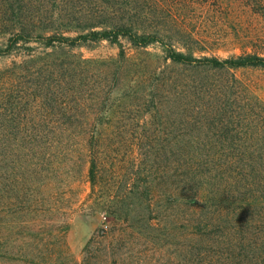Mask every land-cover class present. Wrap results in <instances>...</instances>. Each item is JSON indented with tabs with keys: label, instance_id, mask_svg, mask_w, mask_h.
<instances>
[{
	"label": "rangeland",
	"instance_id": "374dc122",
	"mask_svg": "<svg viewBox=\"0 0 264 264\" xmlns=\"http://www.w3.org/2000/svg\"><path fill=\"white\" fill-rule=\"evenodd\" d=\"M169 49L264 54V0H0V264H264V70Z\"/></svg>",
	"mask_w": 264,
	"mask_h": 264
},
{
	"label": "trees",
	"instance_id": "16d2710c",
	"mask_svg": "<svg viewBox=\"0 0 264 264\" xmlns=\"http://www.w3.org/2000/svg\"><path fill=\"white\" fill-rule=\"evenodd\" d=\"M120 37L127 38L133 45L139 47H147L158 42V38L152 35L138 34L133 32L130 28H119L115 30L103 31V32H91L87 35L78 36L74 39L66 38L63 36H51L42 39L41 44L46 48H54L58 45H66L68 47H75L79 44L85 43L87 41H103L108 40L116 42ZM23 42H31L30 39H23ZM167 58L170 59L175 64H185V65H195L197 67H206L210 69H229V70H240V69H261L264 70V54L260 53H243L241 55H235L227 59H218V58H194L192 55L183 54L177 52L173 49L167 51ZM92 168L90 171V179L94 183L96 182V162L92 161ZM253 173L257 171L260 173L259 167L256 165H251ZM257 169V170H256ZM264 169V168H263ZM262 170V169H261ZM257 174V173H256ZM256 202H259L256 201ZM260 206H264V202L260 201L257 203ZM254 204H247L248 208H252ZM258 205V206H259ZM52 236V235H49ZM60 245L57 249L52 250L48 260H51L53 263L56 262V255L62 250L63 253H67V246L65 241L59 240ZM50 245V244H49ZM57 246V245H56ZM55 247V246H54ZM57 250V251H56ZM90 264V261H86ZM85 262V263H86Z\"/></svg>",
	"mask_w": 264,
	"mask_h": 264
}]
</instances>
